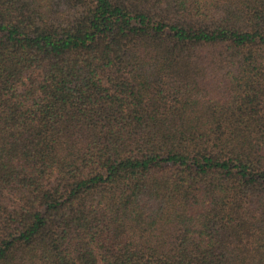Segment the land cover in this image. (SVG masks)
<instances>
[{
	"label": "trees",
	"instance_id": "1",
	"mask_svg": "<svg viewBox=\"0 0 264 264\" xmlns=\"http://www.w3.org/2000/svg\"><path fill=\"white\" fill-rule=\"evenodd\" d=\"M0 264H264V0H0Z\"/></svg>",
	"mask_w": 264,
	"mask_h": 264
}]
</instances>
